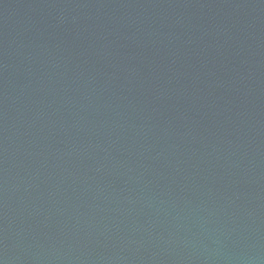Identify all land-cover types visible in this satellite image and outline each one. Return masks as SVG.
I'll return each instance as SVG.
<instances>
[{
	"label": "water",
	"instance_id": "obj_1",
	"mask_svg": "<svg viewBox=\"0 0 264 264\" xmlns=\"http://www.w3.org/2000/svg\"><path fill=\"white\" fill-rule=\"evenodd\" d=\"M0 264H264V0H0Z\"/></svg>",
	"mask_w": 264,
	"mask_h": 264
}]
</instances>
